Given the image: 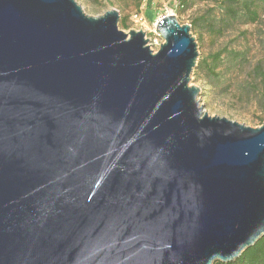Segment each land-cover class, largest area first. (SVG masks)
I'll list each match as a JSON object with an SVG mask.
<instances>
[{"label": "water", "instance_id": "water-1", "mask_svg": "<svg viewBox=\"0 0 264 264\" xmlns=\"http://www.w3.org/2000/svg\"><path fill=\"white\" fill-rule=\"evenodd\" d=\"M0 0V264H224L264 237V123L204 112L192 27Z\"/></svg>", "mask_w": 264, "mask_h": 264}, {"label": "rangeland", "instance_id": "rangeland-1", "mask_svg": "<svg viewBox=\"0 0 264 264\" xmlns=\"http://www.w3.org/2000/svg\"><path fill=\"white\" fill-rule=\"evenodd\" d=\"M84 11L93 17L107 11H119L121 19L127 17L129 29L142 31L146 35L150 48L157 52L163 44V38L157 33V23L164 17L175 15L182 24L197 22V30L192 34L198 43L199 59H205L213 65L212 59L223 55L219 63V72L230 78L229 91L224 86L210 85L202 79L192 85L200 89L201 104L210 117H221L244 124L250 128H259L260 119L264 120V15L256 25L235 24L229 21L223 4L190 0L183 15L178 16L180 0H153V21L144 15L145 6L137 12L135 3L125 0H77ZM245 51L247 58L235 69L228 67L226 52ZM262 74V75H261Z\"/></svg>", "mask_w": 264, "mask_h": 264}, {"label": "trees", "instance_id": "trees-1", "mask_svg": "<svg viewBox=\"0 0 264 264\" xmlns=\"http://www.w3.org/2000/svg\"><path fill=\"white\" fill-rule=\"evenodd\" d=\"M135 3L136 11L142 10L145 6L144 15L148 20L153 21L154 15L152 13L153 0H125ZM203 2H213L223 4L226 15L229 21L235 24L242 25H256L264 15V0H194ZM190 0H180V9L178 10V16L183 15L184 9L188 6ZM120 27L124 30L129 29V20L127 17H123L120 22ZM192 32L197 30V22L192 25ZM228 61V67L234 66L235 69L239 68L246 60L247 55L245 51H228L226 56ZM223 55L215 56L212 61L213 65H210L207 60L199 59L197 67L194 71L193 77L195 81L199 82L202 79L209 81L210 85L224 86L227 84V88L224 89V93L229 91L230 78L221 72H219V63L223 62ZM262 75V74H261ZM264 77V74H263ZM264 102V93L262 95ZM260 125L264 123V120L260 119ZM215 264H224L217 262ZM227 264H264V237L260 239L255 246L246 250L239 258L234 262Z\"/></svg>", "mask_w": 264, "mask_h": 264}]
</instances>
